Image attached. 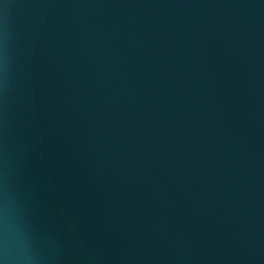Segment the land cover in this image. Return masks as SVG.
<instances>
[{
  "label": "water",
  "instance_id": "obj_1",
  "mask_svg": "<svg viewBox=\"0 0 264 264\" xmlns=\"http://www.w3.org/2000/svg\"><path fill=\"white\" fill-rule=\"evenodd\" d=\"M0 264H264V0H0Z\"/></svg>",
  "mask_w": 264,
  "mask_h": 264
}]
</instances>
